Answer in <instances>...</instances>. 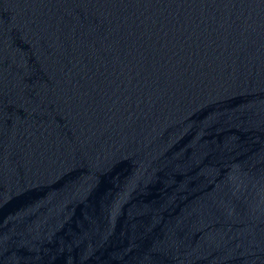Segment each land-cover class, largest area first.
I'll return each mask as SVG.
<instances>
[{
    "label": "water",
    "instance_id": "obj_1",
    "mask_svg": "<svg viewBox=\"0 0 264 264\" xmlns=\"http://www.w3.org/2000/svg\"><path fill=\"white\" fill-rule=\"evenodd\" d=\"M0 264H264V0H0Z\"/></svg>",
    "mask_w": 264,
    "mask_h": 264
}]
</instances>
